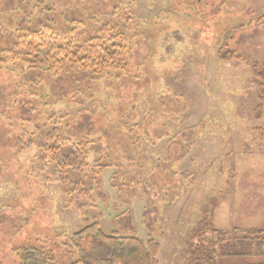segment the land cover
<instances>
[{
  "label": "rangeland",
  "instance_id": "374dc122",
  "mask_svg": "<svg viewBox=\"0 0 264 264\" xmlns=\"http://www.w3.org/2000/svg\"><path fill=\"white\" fill-rule=\"evenodd\" d=\"M262 13L264 0H0L3 48L19 29L84 40L105 26L129 51L118 74L0 62V264H18L14 251L27 245L65 260L67 237L93 222L151 234L159 264H182L210 198L216 228H264L260 81L217 56L227 41L264 71V25L249 24ZM58 127L66 147L86 151L71 153L62 175L44 146ZM87 159L106 165L96 180L75 169Z\"/></svg>",
  "mask_w": 264,
  "mask_h": 264
},
{
  "label": "trees",
  "instance_id": "16d2710c",
  "mask_svg": "<svg viewBox=\"0 0 264 264\" xmlns=\"http://www.w3.org/2000/svg\"><path fill=\"white\" fill-rule=\"evenodd\" d=\"M253 20L249 24L254 22L256 25H264V13ZM2 26L0 22V29ZM243 28L241 25L235 29ZM66 32L51 31L47 27L19 29L16 40L9 48H3L0 42V62L7 57L14 65L22 61L28 63L29 68H42L55 75H59L60 70L67 65L96 75L126 71L129 51L121 32L102 26L95 35L84 40H76L73 36L66 35ZM230 35L226 38H230ZM227 45L226 41L217 50L219 60L243 61L250 68L253 77L260 81L259 105L256 110L263 113L262 67L251 58L230 51ZM63 136L65 135L61 134L59 127L52 129L44 144L57 161L61 175L65 172L71 153L76 158L86 155V151L80 148L83 147L80 143L73 146V151L66 147L69 139ZM94 161L98 162L87 159V162L84 161L85 168L82 169L83 163L79 160L75 169L86 170L90 179L96 180L95 177H99L106 165L99 163L96 166ZM70 163L75 164L72 160ZM96 167L99 169L98 173L91 169ZM60 179L65 181L63 176ZM77 182L72 183L79 186L77 189L85 191L83 185ZM216 203V198H210L202 206L197 223L185 238L182 264H264V228H216L213 224ZM63 247L67 257L65 260L57 258L51 249L45 250L34 245L19 247L14 253L18 257V264H159L160 244L153 235L141 238L119 235L117 232L105 233L97 222L86 224L68 236Z\"/></svg>",
  "mask_w": 264,
  "mask_h": 264
}]
</instances>
